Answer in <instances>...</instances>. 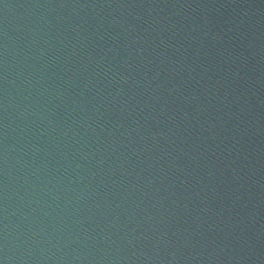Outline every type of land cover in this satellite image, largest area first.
Masks as SVG:
<instances>
[{
    "label": "water",
    "instance_id": "1",
    "mask_svg": "<svg viewBox=\"0 0 264 264\" xmlns=\"http://www.w3.org/2000/svg\"><path fill=\"white\" fill-rule=\"evenodd\" d=\"M0 264H104L67 125L22 0H0Z\"/></svg>",
    "mask_w": 264,
    "mask_h": 264
}]
</instances>
